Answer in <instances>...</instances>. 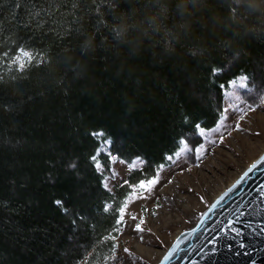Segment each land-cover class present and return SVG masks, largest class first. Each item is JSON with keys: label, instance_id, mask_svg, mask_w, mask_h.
Listing matches in <instances>:
<instances>
[{"label": "trees", "instance_id": "trees-1", "mask_svg": "<svg viewBox=\"0 0 264 264\" xmlns=\"http://www.w3.org/2000/svg\"><path fill=\"white\" fill-rule=\"evenodd\" d=\"M8 8L0 7V264H113L125 189L101 188L89 162L99 142L89 133L103 131L112 155L143 161L127 177L135 181L169 165L164 157L183 143H201L232 82L246 78L245 100L260 102L264 0H39L33 15ZM21 47L44 63L18 71ZM109 148L98 156L105 170Z\"/></svg>", "mask_w": 264, "mask_h": 264}, {"label": "rangeland", "instance_id": "rangeland-1", "mask_svg": "<svg viewBox=\"0 0 264 264\" xmlns=\"http://www.w3.org/2000/svg\"><path fill=\"white\" fill-rule=\"evenodd\" d=\"M247 84L246 78H240L225 92L223 109L227 112L213 128L219 131L199 130L201 143L195 147L182 144L177 152L182 155L160 172V181L151 196L129 203L126 226L116 239L113 264H157L174 239L193 228L214 199L264 152V103L245 100ZM250 104L255 110L247 111L239 121L240 130H234V117L243 114ZM225 115L227 120L222 123ZM139 161L114 162L113 167L127 179L134 169L143 166ZM120 183V179L111 181L109 188L113 191ZM132 215L137 219H131ZM141 220L144 231H133ZM125 248L128 252H124Z\"/></svg>", "mask_w": 264, "mask_h": 264}, {"label": "water", "instance_id": "water-1", "mask_svg": "<svg viewBox=\"0 0 264 264\" xmlns=\"http://www.w3.org/2000/svg\"><path fill=\"white\" fill-rule=\"evenodd\" d=\"M261 157L264 152L214 199L193 228L174 239L157 264H162L177 240L181 242V250L170 264H264V191H257L264 188V164L241 183L244 173ZM225 193H228L226 197ZM221 197L225 198L216 205ZM229 223L243 235L234 236L233 230L226 228ZM217 237V247L213 249L208 241ZM229 237L234 238L230 240ZM238 240L246 245L245 249L238 247Z\"/></svg>", "mask_w": 264, "mask_h": 264}, {"label": "snow or ice", "instance_id": "snow-or-ice-1", "mask_svg": "<svg viewBox=\"0 0 264 264\" xmlns=\"http://www.w3.org/2000/svg\"><path fill=\"white\" fill-rule=\"evenodd\" d=\"M4 4H8L9 8L8 10L10 12H17L20 13L21 15H33V5H38L39 0H0V7H2ZM104 21L100 16L95 17V24L94 26L99 30L100 27H103ZM86 48V47H85ZM15 61H16V68L18 71H24L25 67L27 65H31L35 63L36 65H40L44 63L43 57L40 53H33L30 50H25L24 48H19L18 49V54L15 55ZM213 73H217L219 70L218 69H213ZM261 103H264V99L260 101ZM255 107L253 105H249L248 109L238 117H234L235 120V128L234 130H240L239 129V121L243 120L245 118V115L247 114V111H254ZM222 112H227L226 109H222ZM179 119L182 120H187V116H180L178 117ZM218 119H221L218 117ZM227 120V116L225 115L221 122L223 123L224 121ZM214 131H219V129H213ZM89 135L97 140L98 147L96 149V152L89 157V162L90 165L93 167V169L100 175V186L102 189L111 191L109 188V184L111 181H115L117 179L121 180V183L119 184L120 188L125 189L124 193V199L120 201V203L117 205L118 212L116 214L115 222L112 228L113 233H121L122 228L126 226L125 222V214L126 210L129 206V203L135 202L136 199H148L151 194L153 193L156 185L160 181V172L164 170L165 165L161 164L157 168L153 169L151 174L148 173H143L141 170V178L133 181L130 179H123L120 174L115 170L113 167L114 162L115 163H121L124 162L123 158H118L117 156H113L109 146L111 145V140L105 138V134L103 131H92L89 133ZM183 143V141H181ZM105 148H109V151L106 153L108 160H107V169L105 170L104 166H102L98 162V156L102 151H104ZM179 155H182V153H175L174 155H168L165 156L164 159L171 162L173 161L176 157ZM139 160V158H137ZM143 163V161H139ZM51 163V162H50ZM264 164V157H261L259 161L256 163H253L248 170L244 173V177L241 178V183L248 177L250 173H252L254 170H259V165ZM54 167V165H51ZM69 168L75 169L77 167L76 163L73 161H69L68 164L66 165ZM232 191V190H230ZM257 191H264V188H258ZM145 193L147 195H145ZM228 195V193H225V197ZM225 197H221L220 200L216 201V205H219ZM55 204L57 205H62V201H54ZM159 202H157L156 207L158 208ZM143 211H147V209H143ZM155 215V213H153ZM131 219L136 220L137 217L135 215L131 216ZM144 221L141 220L137 224H135L133 231L142 233L144 231V228L142 227ZM227 229H232L234 232V236H242L243 233L240 231V229L234 228L232 223H229L226 226ZM227 235V232H225ZM118 237L116 235H111L110 239L112 241H115ZM234 237H229V239H233ZM142 239V237H141ZM219 238H212L208 241V243L212 246L213 249L217 247V240ZM238 247L240 249H245L246 245L242 242V240L237 241ZM229 249H231V245L228 246ZM111 248L113 252L118 248V245L115 243L111 244ZM181 250V242L180 240H177L176 244L173 246V248L165 255L163 258L162 264H170V261L179 253ZM124 252H128V249L125 248ZM239 254V253H238ZM244 255H249L248 252H244ZM255 264V262H254Z\"/></svg>", "mask_w": 264, "mask_h": 264}]
</instances>
